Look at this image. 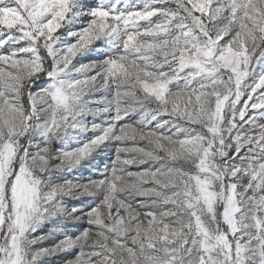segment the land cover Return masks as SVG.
<instances>
[{"label":"snow or ice","instance_id":"snow-or-ice-1","mask_svg":"<svg viewBox=\"0 0 264 264\" xmlns=\"http://www.w3.org/2000/svg\"><path fill=\"white\" fill-rule=\"evenodd\" d=\"M264 0H0V264H264Z\"/></svg>","mask_w":264,"mask_h":264},{"label":"rangeland","instance_id":"rangeland-1","mask_svg":"<svg viewBox=\"0 0 264 264\" xmlns=\"http://www.w3.org/2000/svg\"><path fill=\"white\" fill-rule=\"evenodd\" d=\"M261 123H264V121H261Z\"/></svg>","mask_w":264,"mask_h":264}]
</instances>
